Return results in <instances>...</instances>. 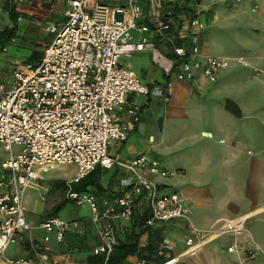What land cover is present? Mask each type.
Instances as JSON below:
<instances>
[{
	"label": "built area",
	"instance_id": "obj_1",
	"mask_svg": "<svg viewBox=\"0 0 264 264\" xmlns=\"http://www.w3.org/2000/svg\"><path fill=\"white\" fill-rule=\"evenodd\" d=\"M63 17L59 27L46 25L52 39L40 59L25 63L13 73L8 88H0V146L9 153L0 162V169L9 172L8 180L0 175V187L8 188L0 193V257L9 245L34 229L52 234L57 244L68 236H82L83 225L77 220L51 216L33 224L22 209V197L37 179L36 170L60 165L76 166L74 179L65 184V199L75 207L89 208L90 224L99 239L93 254L102 255L105 261L116 245V223L128 222L142 199L150 214L148 225L171 220L187 223L197 241L185 242L186 248L178 256L181 258L194 255L203 243L223 235L247 233L243 218L220 220L207 230H196L184 200L175 193H160L158 186L140 171L161 178L173 173L146 155L120 161L108 154L110 144L125 141L139 119V109L134 107L128 112L130 122L121 121L119 113L128 94L167 103L174 83H188L196 77L213 83L219 71L227 69L228 59L199 54L192 34L202 28L198 19L186 20L182 28L176 20L175 5L169 0H125L115 7L99 0H67ZM188 36L191 40L186 39ZM160 46L165 47L164 51ZM140 52L150 54L164 75V84L143 85L120 62V58ZM235 61L246 65L241 58ZM253 72L264 78V70ZM12 146H18L20 151L12 154ZM97 167L128 174L119 180L118 195L97 200L93 194L72 190ZM48 241L49 237H45L44 242ZM29 247L31 257L5 259L4 263L50 264L47 253L32 244ZM159 250L170 247L164 241ZM227 251L248 259L257 252L264 255L253 242L248 250L239 249L233 242ZM178 257L158 264H175ZM134 264L147 262L138 259Z\"/></svg>",
	"mask_w": 264,
	"mask_h": 264
},
{
	"label": "crops",
	"instance_id": "obj_2",
	"mask_svg": "<svg viewBox=\"0 0 264 264\" xmlns=\"http://www.w3.org/2000/svg\"><path fill=\"white\" fill-rule=\"evenodd\" d=\"M99 1L115 7L123 4L125 0ZM169 1L175 5L176 20L182 28L186 27V20L192 18H197L202 24L201 30L192 31L199 54L226 58L230 61L229 66L219 71L213 83L206 82L201 77H196L188 83H174L173 89L177 87L180 91L178 90L179 93L167 103L134 93L128 94L126 104L119 113L121 121L124 124L130 122L128 112L134 107L139 109V119L131 126L125 141L110 144L108 154L110 147L114 145L110 156L117 160L124 161L142 154L157 160L162 169L173 173L172 176L161 178L140 171L158 186L160 193H175L184 200L190 213L191 224L196 230H207L220 220L245 219L244 227L247 233L223 235L203 243L194 255L182 258L178 256L186 248L185 242L197 241L187 223L183 220H171L157 224L163 230L162 241L170 247V250L161 251L164 261L178 257L175 264H239L240 259L243 260L242 264H264L262 253L257 252L248 259L246 255L237 256L227 251L233 242L242 250L250 249L253 242L264 253V140L256 138V129L264 131V78L257 77L253 72L256 69L264 70V0ZM11 2L14 14L20 18L19 22L24 17L37 24H53L57 27L64 22L63 11L67 6V0H11ZM4 16L8 17L7 11H4ZM16 23L10 22L9 25L7 22L6 26L10 28L6 30L12 29L13 25L16 28ZM51 39L52 36L43 41L41 52ZM186 39L191 40V36ZM222 46L233 52L232 55H226L227 52L221 50ZM164 49L165 47L160 46L161 51ZM238 58L246 65H238L235 61ZM127 66L129 67L128 64ZM141 72L146 75L144 69ZM206 83L210 86L205 89ZM142 84L152 86L159 83L153 80V83ZM195 92L201 96H213L211 101L213 106L203 109L181 106ZM225 99L235 101L241 111L240 118H235L223 109ZM198 113L206 114L205 117L199 118L200 121H205L200 130V138L201 135L204 138L202 143L194 144L189 126L178 117L182 114ZM251 120L253 125H250ZM242 124H245L247 129H244ZM11 150L12 154H16L20 148L12 146ZM8 157L9 153L0 146V162ZM41 170L43 171L36 170L37 179L25 190L22 198L25 217L33 224L47 218V214L57 204L52 197L49 198L44 207L46 211L40 216L34 210L26 211L24 207L28 191H41L28 190L33 183L40 182ZM102 171L100 184L103 190L98 193L88 192L95 195L97 200L118 195L121 192L119 180L128 177V174L120 169ZM1 174L8 180L9 172L0 169ZM73 179L74 177L56 180L63 185L64 190H60L63 191L61 200L65 199V184ZM7 190L8 188L0 187V193ZM118 226L122 227L121 222L116 223L115 229ZM92 231L95 235L94 230ZM45 237H49L46 243ZM163 242L157 245L158 250ZM30 244L47 253L50 264H57L65 258L63 255L65 248L72 247L73 240L67 237L64 244H57L52 234L34 229L24 233L22 240L9 245L0 257V264H5V259L31 257ZM144 244L145 237H141L140 247ZM131 258L132 262L127 261L130 259L128 257L123 264H134L138 260L136 257Z\"/></svg>",
	"mask_w": 264,
	"mask_h": 264
},
{
	"label": "rangeland",
	"instance_id": "obj_3",
	"mask_svg": "<svg viewBox=\"0 0 264 264\" xmlns=\"http://www.w3.org/2000/svg\"><path fill=\"white\" fill-rule=\"evenodd\" d=\"M104 1V0H102ZM4 1L0 0V32L4 29L10 28L6 26V23L10 25L9 18L4 16V11L6 12L4 6ZM30 18L24 17L19 22L16 20V28L13 30L12 37L8 40L0 41V88L6 89L13 80V73L17 70H20L25 63L29 62L31 54L33 52H41L42 43L46 39L48 40L51 35H47L45 31L46 24L31 22ZM10 21V22H9ZM223 52H227L226 55H232L227 48L224 46L221 47ZM120 62L123 66L129 65L130 69L136 74L141 83H153V80H156L157 83L163 84L164 75L162 71L152 62L149 53H135L130 58H120ZM232 65V64H231ZM144 69L146 75L141 72ZM207 82V81H206ZM205 89L207 86H210L209 83L205 84ZM180 88V87H178ZM180 89L174 88L172 92V97L170 101L175 97L176 93H179ZM253 91V89H248ZM178 91V92H177ZM213 96L210 95H198L197 92L191 95L190 99H186L184 104L181 106L189 108H210L213 106L211 101ZM240 102V101H239ZM205 113L201 114H182L178 118H182L184 123L189 126V131L192 133L191 138L194 139V144H200L203 142V136L200 138V130L203 128L205 121H200L199 118L205 117ZM250 125H253L251 120ZM249 125V127H250ZM244 129H247L245 124H242ZM198 134V135H197ZM198 138V139H197ZM256 138L258 140H264V131L262 129H256ZM117 143V142H112ZM111 143V144H112ZM114 145L109 149L110 154L113 152ZM109 154V155H110ZM103 172V171H101ZM39 175L38 183H33L28 190H41L39 192L28 191L25 195L24 207L26 211L36 212L39 216L45 213L44 207L49 198L55 200V204L58 203L63 196H61L60 190L63 189V185L57 183L58 179H66L74 177L75 165H60L53 168H45L41 170ZM108 174V172H105ZM42 181V182H41ZM24 196V195H23ZM23 198V197H22ZM40 199H45V202H41ZM24 200V201H25ZM49 215V213L47 214ZM55 216L58 218L69 221L77 220L83 224V234L82 236H74L72 247L65 248L64 259L57 264H85L86 257L88 254L93 252V249L98 245V240L96 233L94 235V228L90 227L91 214L87 205L83 207H75L71 203H66L61 209H59ZM92 229V230H91ZM95 232V230H94ZM133 258L130 257L127 261L132 262ZM164 261V260H163ZM162 261V262H163ZM160 263V262H159Z\"/></svg>",
	"mask_w": 264,
	"mask_h": 264
},
{
	"label": "trees",
	"instance_id": "obj_4",
	"mask_svg": "<svg viewBox=\"0 0 264 264\" xmlns=\"http://www.w3.org/2000/svg\"><path fill=\"white\" fill-rule=\"evenodd\" d=\"M11 0H4V8L8 13V18L13 24L16 22ZM15 26L12 29L0 32V41L7 40L12 36ZM42 52H33L29 62H36L40 59ZM104 169L95 168L93 172L79 180L72 186V190L77 193L96 192L103 190L100 184L101 171ZM91 190V191H90ZM66 203L65 199L59 201L48 217L55 216L56 212ZM150 214L146 202L139 201L132 218L128 222H121L122 227L115 229L116 245L108 255L106 261L102 255H94L93 252L87 255L85 264H123L128 257H136L145 260L148 264H154L163 260V254L157 249V245L163 242V230L157 224L148 225ZM120 224V223H119ZM121 226V225H120ZM70 237V236H68ZM141 237H145V244L140 247ZM74 236H71L70 239ZM66 241V239H65ZM64 241V242H65ZM64 242L62 244H64ZM61 244V245H62ZM97 246V245H96ZM95 246V247H96Z\"/></svg>",
	"mask_w": 264,
	"mask_h": 264
},
{
	"label": "water",
	"instance_id": "obj_5",
	"mask_svg": "<svg viewBox=\"0 0 264 264\" xmlns=\"http://www.w3.org/2000/svg\"><path fill=\"white\" fill-rule=\"evenodd\" d=\"M223 109L235 118L241 117V111L238 105L231 99H225Z\"/></svg>",
	"mask_w": 264,
	"mask_h": 264
}]
</instances>
